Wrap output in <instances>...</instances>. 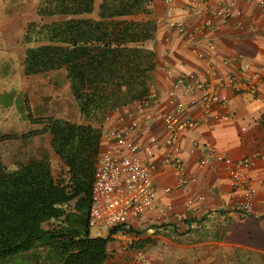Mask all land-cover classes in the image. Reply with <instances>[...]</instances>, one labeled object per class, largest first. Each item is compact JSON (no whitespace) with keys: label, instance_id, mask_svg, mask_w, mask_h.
<instances>
[{"label":"trees","instance_id":"obj_1","mask_svg":"<svg viewBox=\"0 0 264 264\" xmlns=\"http://www.w3.org/2000/svg\"><path fill=\"white\" fill-rule=\"evenodd\" d=\"M153 1L102 0L96 16H87L95 0L35 6L23 35L24 74L64 69L75 114L34 116L26 103L33 128L0 134V148L16 145L7 157L0 152V264H106L111 235L122 225L107 236L90 232L95 168L109 114L151 91Z\"/></svg>","mask_w":264,"mask_h":264},{"label":"crops","instance_id":"obj_2","mask_svg":"<svg viewBox=\"0 0 264 264\" xmlns=\"http://www.w3.org/2000/svg\"><path fill=\"white\" fill-rule=\"evenodd\" d=\"M212 1L241 9L244 25L215 21L214 29L195 35V43L176 28L168 29V8L173 7L176 22L200 26L204 17L188 15L181 0L169 6L165 0L153 1L151 17L158 30L148 45L157 55L151 84L155 98L147 107V118L134 103L112 111L105 129L120 125L123 118L134 125L135 141L148 135L163 140L167 130L162 115L172 107L170 94L190 98V93L173 87L182 74L201 73L210 82L227 75L239 86L252 81L255 93L245 94L236 84L223 83L217 92L226 96L225 104H212L207 115L201 106L187 109L198 124L181 139L184 171L163 164V147L155 150L152 178L157 203L111 235L106 264H264V12L247 0ZM209 41L214 54L202 60L197 53L207 52ZM111 143L103 138V151ZM211 148L228 150L235 163L250 160L244 171L256 194L249 211L241 209L242 197L232 192L230 166L217 160ZM51 155L57 165V156ZM109 234L107 230L102 236Z\"/></svg>","mask_w":264,"mask_h":264},{"label":"built area","instance_id":"obj_3","mask_svg":"<svg viewBox=\"0 0 264 264\" xmlns=\"http://www.w3.org/2000/svg\"><path fill=\"white\" fill-rule=\"evenodd\" d=\"M165 1L169 6L180 0ZM181 1L184 2L188 15L204 17L200 26H192L186 21H173V7L168 8V29L176 28L187 38L188 42L195 43V35L203 33L206 28L214 29L215 21L231 22L239 27L244 25L243 11L231 3L225 4L212 0ZM247 1L255 3L264 12V0ZM262 29L264 31V25ZM207 45V52H198V58L204 60L214 54V44L209 41ZM223 83L236 84L227 75L215 78L214 82L207 81L201 73L182 74L176 77L173 82L174 89L190 93V98H179L174 92L170 94L169 102L172 107L162 115L167 130L163 140L148 135L143 141H135L133 138L134 125L127 124L123 118L120 119V125L105 130L104 138L111 140L112 143L100 154L96 163L91 202L88 209V226L92 235L102 236L107 230L123 225L130 219L140 217L156 205L158 198L152 178L155 150L163 147V164L182 173L184 165L181 139L186 131L193 129L198 124L197 119L186 114L187 109L201 106L207 115L212 104H225L226 96L217 92L218 86ZM236 86L245 94L253 95L255 93V85L252 81L246 82L243 86L237 84ZM155 95L150 91L147 97L139 103L138 112L144 118H147V107ZM225 118L227 119V117ZM145 130L149 133V124L145 125ZM210 152L217 160L230 166L232 192L240 194L242 197L241 209L244 212L249 211L256 194V188L250 176L244 171L250 165V160L244 158L239 163H235L226 149L218 151L211 148ZM206 161H201V163Z\"/></svg>","mask_w":264,"mask_h":264},{"label":"rangeland","instance_id":"obj_4","mask_svg":"<svg viewBox=\"0 0 264 264\" xmlns=\"http://www.w3.org/2000/svg\"><path fill=\"white\" fill-rule=\"evenodd\" d=\"M39 1L0 0V134L21 133L33 128L26 118V103L34 116L75 114L64 69L29 77L24 74L25 25ZM101 1L95 0L96 10L87 16H96ZM14 146L4 144L0 148L3 157L11 154Z\"/></svg>","mask_w":264,"mask_h":264}]
</instances>
